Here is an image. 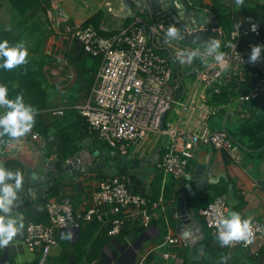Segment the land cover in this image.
<instances>
[{"label": "crops", "instance_id": "crops-1", "mask_svg": "<svg viewBox=\"0 0 264 264\" xmlns=\"http://www.w3.org/2000/svg\"><path fill=\"white\" fill-rule=\"evenodd\" d=\"M183 1L189 6V11L195 13L198 21H210L213 19V22L219 25V34L214 38L221 41L220 51L224 53L229 43L230 34L227 31L229 26L227 25L226 27L225 24H220L211 13L210 9L213 7V1L216 0H204L206 8L199 6L193 8L191 6L192 0ZM230 1H232L230 8L238 16L237 20L233 22V30L237 21L243 22L247 17H254L264 24V0H244L243 5L239 6L236 4V0ZM38 3V6H43L44 19H46L48 26L45 29L46 35L43 38V43L39 46V48L43 47L42 52L39 54L41 55L42 53L45 58H41V60L40 57L38 59L34 58L33 69L40 76L43 85L51 92L52 105L50 110L39 111L47 121L49 117H52L51 114L54 115V110H66L70 108V105H74L72 108L77 109L81 113V107L88 100L92 76L96 75L99 69H94V59V61L91 59L87 63L83 62L81 64L82 68L87 70L85 75L88 74V76L84 79L83 86H81L83 88H80L82 90L79 91V86H77L76 82L78 77L72 61L83 50L76 41H72L69 36H66L64 28L67 25L84 26L90 18L98 14L102 15L100 24V29L104 35L102 37H110L127 30L135 23L136 17L144 22L148 34L151 31L156 34L155 43L160 48L158 51L166 52L165 57L169 59V63L172 61L176 67L175 71H173L175 83L178 81L177 74L182 79V84L177 83L179 89L176 102L165 117V123L172 125L176 130L181 132H199L203 125L206 124L212 131L226 130L228 133L227 127L228 129H230V126L237 128L241 122L251 117L252 108L259 106L264 109V98L259 99L256 103L253 101L250 102L251 104H246L240 100V95H233L229 99V103L222 104L225 106L223 111L217 115L209 116L204 121L205 118L202 117L203 111L198 107L203 87L197 81L187 86L185 81L186 77H188L187 74L192 69L203 66V63L201 65L195 63L194 56H196L195 53H198V51H195L192 48V44L186 41L188 39L186 35L183 36L179 47H170L168 42L162 37L160 30L162 23L158 24V33H156L157 29L154 28L153 23L149 20L148 14H143L144 17H141V13L137 11L132 17H126L127 14L124 12L121 0H38ZM59 8H61V11L58 12ZM17 16L24 18L13 9L9 0H0V26L5 30L14 29L16 24L21 21L13 22V19ZM30 17L37 18V12L29 15V20ZM167 25H170V23L165 24V26ZM188 26L190 25L188 24ZM15 36H17L18 45L15 48L23 50L24 48L18 41L21 36L18 33ZM259 40L258 44L255 42V45L259 46L261 44L260 52L261 56L264 57V32ZM149 44L153 47L151 41H149ZM33 49L36 51H33ZM28 52L35 56L39 51L35 47L29 49ZM183 66H186V69ZM250 73L251 71L248 74L250 75ZM71 76H73V79H71ZM87 86L88 88H86ZM67 89H70L71 93L65 97L64 91ZM211 100L212 98L207 104L209 107H213ZM7 111L6 107L0 106V116L6 115ZM171 113L172 115L174 114L173 120L169 116ZM151 136H154L155 141L152 143L151 149L147 151L142 147L146 141L150 140ZM151 136L143 144L136 147L132 157L129 156V150L128 157L130 160L135 162L150 159L168 141V137L160 133H155ZM234 143L236 145L231 151L227 149L217 150L211 146L200 145L196 149L195 158L189 164V174L198 165H206L208 163H210V172L213 173V178L210 180L213 184L211 183L205 191L191 195L190 191L184 188L183 195H181L183 202L187 206H191L196 212L195 217L200 222L201 228L205 233V260L195 264H264V241L262 239H257L247 249L238 244L233 249L227 245L221 247L217 236H214L211 231L209 232L210 229L200 214V211L210 202L223 198L228 207L227 217L231 212H238L242 220L251 217L252 222L258 221L264 226V149L261 155L250 156L248 153L255 152L254 150L237 141ZM159 144L160 147L156 150V146ZM84 148L89 153L99 151L96 149L91 137H86L81 142L80 151ZM55 150L56 147L47 150L45 141H33L25 135L13 140H10L7 136L0 137V166L6 169L8 163L13 161L20 162L24 166V173H26L28 168H31L33 173L40 175L43 174L46 166L51 164L54 159H57L56 163L59 162L56 153L49 154V152ZM256 152L259 151L257 150ZM148 167L151 168L145 173H142V167L133 169L134 171L131 175L135 176L133 184L137 192L143 193L145 190L146 193L149 192V185L154 180L156 173L154 165ZM90 172L80 174L76 181L66 177L59 182L57 181L62 186L63 196H67L72 200L74 210L79 214L85 213L90 207L92 195L97 190L100 182V179H96V174ZM54 182H49L48 187ZM170 182L172 183L171 178H167L166 183L169 184ZM180 182L172 183L174 185V197L163 203L157 210H150L151 215H153L151 221L147 222L143 215H138L131 223L127 224V228L119 236L103 235L100 239H95L94 242L96 243L88 241L81 248V241H79L80 230L65 229L58 231V244L50 249L46 264H65V255L70 259L68 264H135L143 256L148 257L147 261L150 264H193L190 245H194V243L201 240L202 232H196V228L191 225V222L183 226L185 230L182 234L177 233L178 222L181 219L177 209V189L180 186ZM10 183L14 184L12 181ZM44 197L46 196L35 198L33 202L24 199L20 204L21 206H18L20 201L17 198L11 206L10 213L0 212V215L14 219L17 227H20L21 224L24 225L7 246L0 247V264H37L39 262V252H31L25 244L26 219L22 216L26 217L29 208L37 209L38 202ZM176 215L179 218H176ZM186 220L191 221V219ZM102 230L103 226L101 231L98 230V235ZM168 237H175L178 242L171 245L167 241ZM206 240H208L207 243ZM99 241L101 244L97 245ZM207 244L210 245V253ZM167 253L170 254V258L165 260L164 254Z\"/></svg>", "mask_w": 264, "mask_h": 264}, {"label": "built area", "instance_id": "built-area-1", "mask_svg": "<svg viewBox=\"0 0 264 264\" xmlns=\"http://www.w3.org/2000/svg\"><path fill=\"white\" fill-rule=\"evenodd\" d=\"M130 2L135 12L142 10L141 0ZM253 25L256 31L252 30ZM160 30L170 47L180 46L185 34L177 32L176 36L169 37L168 28L163 24ZM64 32L80 45L84 53L94 58L101 57L88 100L81 107V115L90 133L97 134L98 140L116 150L119 155H128L131 147L143 144L152 134L167 136L168 141L163 145L157 163L158 170L163 174V187L167 178L179 182L189 176V164L195 158L198 146L233 150L236 144L227 131H212L205 124L199 132H181L165 123L167 113L176 102L179 87L174 81L169 59L157 54L149 44L146 25L140 18L136 17L130 28L111 37L100 36L91 25H67ZM263 32L264 26L260 21L247 17L243 22L235 23L224 52V63L215 60L207 51L201 52L203 62L209 60L195 72L197 83L203 87L198 107L203 111L204 121L225 108L222 104L209 107L208 101L213 96L221 95L223 89L230 86L231 91L238 93L243 85L247 86L248 77H251L253 85L247 93L240 95V100L250 103L264 98V57L261 52L257 61L251 62L256 46L252 38L260 37ZM247 68L252 69L250 75ZM53 114L63 115V112L59 109L54 110ZM25 136L33 141H44L33 128ZM126 181L125 177L117 176L101 180L92 195L90 207L83 214L76 213L72 200L65 196L59 202L47 203L48 223H36L22 216L26 219L25 244L31 252L39 251L41 254L38 264L47 263L50 249L58 244V231H78L83 222L105 224L110 216H116L108 232L109 236L114 237L121 234L124 226L138 215H143L147 222L151 221L153 215L150 210L155 211L162 206L163 196L149 210L147 198L130 193ZM121 213L122 217H119ZM227 213V203L223 198L210 202L200 211L214 236L219 235L216 219L227 217ZM176 218L179 216L176 215ZM252 233L250 243L238 241L229 247L233 249L238 244L247 249L259 238L264 241L262 223L252 222ZM167 241L174 245L178 239L168 237ZM169 258L170 254H164L165 260ZM147 259V256H143L135 264H147Z\"/></svg>", "mask_w": 264, "mask_h": 264}, {"label": "trees", "instance_id": "trees-1", "mask_svg": "<svg viewBox=\"0 0 264 264\" xmlns=\"http://www.w3.org/2000/svg\"><path fill=\"white\" fill-rule=\"evenodd\" d=\"M9 3H11L13 9H15L17 12H19V14L22 17H24L23 20L18 23V27H21V28L22 26H25L26 24L23 22L28 21L29 19L28 16L31 14H34L35 12H38L39 8L41 7V6H38L39 4L38 0H9ZM191 6L193 8L196 6H199L201 8H206V5L204 4V0H192ZM231 6H232V1L230 0H224V1L216 0V1H213V7L210 9L212 15L215 16V19L220 24L221 23L223 25L225 24L226 27L227 25L229 26L227 30L228 34H230L231 30H233L234 28L233 22H235L238 18V16L235 15V13L230 8ZM101 17L102 15L100 14L93 16L86 22L84 26L91 25L95 28V30L99 33V35L104 36L103 32L100 29V24L102 22ZM14 29L5 30L2 26H0V44H3L4 41L7 40L9 48H15L18 46L17 39H16L17 36H15L14 34L16 31V27ZM24 33L20 35L21 38L23 37L22 35H24ZM260 38L258 37L257 39L252 38V41L258 44V42L260 41L259 40ZM21 45L19 46L21 47ZM260 45L261 44H259V46ZM22 47L24 48V45H22ZM154 50L157 54L165 57L166 52L158 51L156 49ZM33 51H36V50L33 49ZM91 59L95 60V61L93 60L94 69L98 70L101 65V57L94 58L92 56L87 55L86 53L82 51L80 55H78V57H76L72 61V64L76 70L77 77H78V81L76 80V82H77V86H79V91L82 90L80 88H83L81 86H83L84 79L88 76V74L85 75L87 70L85 68H82L81 64L83 62L87 63ZM5 60H6V57H0V65H2ZM33 64H34V54L32 53L30 54V52L29 53L27 52L24 63L17 65L11 70L0 68V85H3L7 88V95L9 99L14 100L17 95H22L24 105L26 107L32 108L34 119H35L34 126L32 127L33 130L37 131L43 137L45 141V148H47V150H51L53 149V147H56V150L49 152V154L56 153V155L58 156L59 162H63L68 159H71L81 150L80 144L83 141V139L86 137H91L93 143L96 146V149L102 152L106 156L107 160H111V156L113 152H115L116 156L117 155L119 156L116 150L110 148L108 145L98 140L97 134L90 133L87 123L85 119L82 117L80 111H78L75 108H72L74 105H70V108H67L66 110L62 109L63 115H52L51 114L52 117H49L48 121L45 120L42 113L39 111L44 112L46 110L48 111L50 110L51 105H52L51 99H50L51 92L49 91L48 88H46L43 85L40 76L33 69ZM249 71H252V69L247 68V73H249ZM95 76H96L95 74L94 76H92V80H91L92 85H93ZM246 84L247 86L243 85L241 87V90L238 93H234V91H231L232 89L231 86L224 88L222 91V94L212 98L211 102L215 105L229 103L230 102L229 99L233 97V95L234 96L242 95L243 93H247L250 90V88L253 85L251 77H248V79L246 80ZM92 85L91 84L89 85V89L90 87L92 89ZM86 88H88V86ZM257 101L259 100H256L255 103ZM219 127H221V125H219ZM227 130H228V134L230 138L234 142L237 141L243 144L244 146H246L247 148L255 151L252 153H248L250 156H254V155L259 156L263 153V149H264V109H261L259 106H257V108H252L250 118L241 122L237 128L228 129L227 127ZM161 147H163V145ZM257 150L259 152H256ZM139 161L141 160H138L135 162H139ZM154 167H155L156 175L152 183L149 185L148 193H146V190L143 193L136 191L135 186L133 184V178L135 176L131 175L133 174L134 170H127L121 164H118L115 166H108L107 168L102 169V170L97 169L95 171H91L90 173L96 174L97 176L96 179H100V181L103 179H108L113 176L125 177L127 180L126 181L127 190L132 194L146 197L148 200V204H149V205L147 204V208L150 210L153 204L158 202L161 196H163L164 198V203L170 200L172 197H174V185L172 183L176 184V182L171 179L172 183L171 182L169 184L165 183V186L163 187V181H164L163 174L158 170L157 165H155ZM6 170L12 171V172H15L16 170H20L22 175L25 171L23 164L20 162H15V161L8 163ZM158 171L160 173H158ZM129 179L131 180L129 181ZM11 181L14 182V180H11ZM63 198L64 196L62 192V186L57 181H55L48 187V195L40 199L39 207L37 209H34V208L28 209V212L26 213L27 219L30 221L36 222V223H39V222L48 223L49 218H48V213L46 210L47 203L59 202ZM41 205H42V208H41ZM119 217H122V213L119 215ZM114 218H116V216H110L109 219L107 220V223L105 224L99 223L97 221H93L89 223L83 222L80 226V237H79V241H81V244H80L81 248L82 246L86 244V242L91 241L92 243H96L94 242L95 239L98 240L103 235H107L111 229V223ZM127 224L124 226V229L127 228L126 227ZM102 226H103V230L98 235L99 233L98 230L101 231ZM124 229H122V231H124ZM207 242L208 240H206V243ZM99 244H101L100 241L97 243V245ZM207 246H208V250L210 253V245L207 244ZM39 255L41 256L40 252H39ZM68 258H69L68 256L66 255L64 256L65 264L66 262L68 264L70 260ZM147 264H150L149 261H147Z\"/></svg>", "mask_w": 264, "mask_h": 264}, {"label": "water", "instance_id": "water-1", "mask_svg": "<svg viewBox=\"0 0 264 264\" xmlns=\"http://www.w3.org/2000/svg\"><path fill=\"white\" fill-rule=\"evenodd\" d=\"M124 6V12L127 14L126 17H132L135 14L130 0H121ZM143 8L139 12L141 14H148L149 20L153 23L155 29L158 30V24L162 23L167 25V28L175 26L177 32L184 33L187 36V42L189 44H198L202 47L208 48L211 44L212 38L218 35L219 25L213 23V19L210 21L203 20L198 21L194 12L189 11V6L183 0H141ZM61 8L58 9V12ZM186 20H188L186 22ZM188 24L190 26H188ZM189 30L191 33H188ZM149 41L152 42L153 48L159 50V46L155 43L156 34L151 31L148 35ZM198 68L195 67L191 70L187 76L195 74ZM178 81L182 84V79L179 74ZM226 131V130H223ZM239 145V143H237ZM159 149L154 157L150 159H145L141 162H131L127 155H117L115 152L112 153L111 160L107 161L103 153L100 151H95L94 153H89L86 148L78 152L73 158L68 159L63 162L56 163L57 159L51 162V164L46 166L43 174L33 173L31 168H28L26 173L23 174V186L17 192V198L21 206V202L24 199L33 202L35 198L48 195V185L51 181H60L64 177L77 180L80 174H85L90 171H95L97 169L102 170L107 166H112L115 164H121L125 169H138L139 167H148L150 165H157L161 154ZM115 160V161H114ZM48 161V159H46ZM52 174V176H51ZM213 178V173L210 172V163L206 165H198L189 176L180 182L178 190V213L181 216L178 222L177 233L182 234L185 230L183 226L192 222L196 232H202V238L199 242L190 245L192 249V261L193 264L205 260L206 246L204 244L205 233L201 228L200 222L196 219V212L191 206H187L183 202V189L186 188L190 191L191 195L199 194L206 190V188L211 185L210 180ZM188 182V184H186ZM6 183H10L6 181ZM213 184V183H212ZM14 185V184H13ZM186 219H191L187 221ZM182 228V230H181Z\"/></svg>", "mask_w": 264, "mask_h": 264}, {"label": "clouds", "instance_id": "clouds-1", "mask_svg": "<svg viewBox=\"0 0 264 264\" xmlns=\"http://www.w3.org/2000/svg\"><path fill=\"white\" fill-rule=\"evenodd\" d=\"M244 0H236V4L243 5ZM252 30L256 31V26H252ZM175 26L168 28L167 35L174 37L177 34ZM231 47V45H229ZM221 41L212 38L210 46L206 49L209 55H212L218 62L224 63V53L220 51ZM261 47L255 46L253 48L251 62L255 63L260 55ZM27 55L26 50L19 48H9L8 41L5 40L0 44V57H6V60L0 68L11 70L25 62ZM0 106L8 109L6 115L0 116V137L7 136L10 140L18 139L25 134L29 133L34 126L35 119L31 107H26L23 103V96L17 95L16 98L9 99L7 95V88L0 85ZM14 180L12 183L6 181ZM24 177L20 170L15 172L6 170L0 166V212L10 213L11 206L17 200V192L22 189ZM215 224L219 229L217 240L221 247L225 245H232L234 242L245 241L251 242L252 236V218L241 219L238 212L229 213L228 217L220 216L216 219ZM24 227L16 226L14 219L7 216L0 215V247L7 246L13 237Z\"/></svg>", "mask_w": 264, "mask_h": 264}, {"label": "rangeland", "instance_id": "rangeland-1", "mask_svg": "<svg viewBox=\"0 0 264 264\" xmlns=\"http://www.w3.org/2000/svg\"><path fill=\"white\" fill-rule=\"evenodd\" d=\"M44 9H43V6H41L39 8V11L37 12V18H33V17H30V20L28 19V21H25L23 23H26L25 26H22L21 27H18V24H16V31L14 34L18 33L19 35L23 34L26 30V32L24 33V35H22L23 37L20 38V43H22V45H26L24 47L23 50H26L28 52L29 49L31 48H37L38 49V54L34 56V58L38 59L40 57V60L41 58H45L42 56V53L41 55L39 54L40 52H42V48L40 46L41 43H43V38L45 37L46 35V28L48 26L47 24V21L46 19H44ZM141 17H144L143 14H141ZM16 18H19V19H16ZM16 18H14L13 22L16 23L17 21L19 20H23V18H21L20 16H17ZM28 46V48H27ZM192 48L195 49V51H199L200 53H195L196 56H194V59H195V63H198L199 65H201V63H208L209 60H207L206 62H203V58L201 57V52L203 51H206V48L205 47H202L198 44H192ZM29 53V52H28ZM170 64H171V69L173 71H175L176 67L175 65L173 64L172 61H170ZM184 69H186V66H183ZM186 81V85L188 86L189 84H194L196 82V76L195 75H192V76H189V77H186L185 79ZM71 93V90L70 89H67L64 91V95L65 97H67L68 94ZM171 120L174 119V114L172 115V113L169 115ZM230 129H234L232 128L231 126L229 127ZM155 141V138L154 136H151L150 137V140L146 141L144 143V146L142 147L143 149H146L147 151L151 149V146H152V143H154ZM136 147L137 146H133L131 147L130 149V157H132V153L136 150ZM158 150L159 147H160V144L156 146ZM143 151V150H141ZM151 168V167H142L141 170H142V173H145L147 172V170ZM155 169V168H154ZM158 173H160L158 171ZM39 202H38V207H39ZM41 208H42V205H41ZM209 230V229H207ZM210 232V230H209Z\"/></svg>", "mask_w": 264, "mask_h": 264}, {"label": "flooded vegetation", "instance_id": "flooded-vegetation-1", "mask_svg": "<svg viewBox=\"0 0 264 264\" xmlns=\"http://www.w3.org/2000/svg\"><path fill=\"white\" fill-rule=\"evenodd\" d=\"M128 156V155H127ZM104 157L106 158V156L104 155ZM107 160V159H106ZM107 161H110V160H107ZM131 162H133L132 160H131ZM115 165H118V164H115ZM115 165H112V166H115ZM108 167V166H107ZM106 167V168H107ZM105 169V168H104ZM131 170H133V169H131Z\"/></svg>", "mask_w": 264, "mask_h": 264}]
</instances>
